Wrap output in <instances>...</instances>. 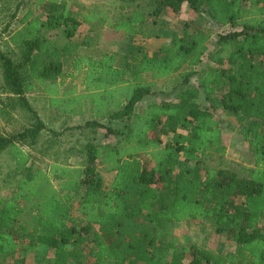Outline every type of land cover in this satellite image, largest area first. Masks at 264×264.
Returning <instances> with one entry per match:
<instances>
[{
    "label": "trees",
    "instance_id": "trees-1",
    "mask_svg": "<svg viewBox=\"0 0 264 264\" xmlns=\"http://www.w3.org/2000/svg\"><path fill=\"white\" fill-rule=\"evenodd\" d=\"M125 1L137 3L129 11L122 4L117 12L109 11L113 4L92 9L81 4L76 11L67 0H37L45 19L24 14L23 26L9 36L12 45L20 46L21 57L14 61L0 50L2 90L17 95L22 109L32 115L22 131L0 134V154L11 152L15 171L21 173L12 194L0 195V264L24 261V235L53 251L51 264L70 259L83 264L79 244L94 225V246L88 253L93 264L146 263L169 248L159 229L192 220L207 221L216 234H227L232 249L221 253L192 244L191 264H264V0H143L154 5V15L204 7L218 26L229 30L219 34L214 48L209 47L210 30L189 32L187 27L151 52L132 44L121 66L112 52L83 53L82 46L98 36L99 25L124 36L147 37L151 24L142 0ZM91 21L84 40L73 41L78 27ZM204 57L218 66L200 67ZM196 73L207 105L194 100L197 88L188 85ZM74 76L87 93L76 97L70 112L77 113L73 106L79 108L81 98H89L94 118L79 126L85 137L81 148L68 150L81 159L51 166L49 172L60 180L55 186L18 145L36 143L45 128L25 95L36 80ZM157 79L182 88L173 99L136 110L146 95H159ZM220 108L252 147L254 161L247 175L201 167V159L189 174L175 171L183 155L206 158L226 152L222 119L215 114ZM105 118L123 121L122 136L114 142L95 139L99 130L120 133ZM111 171L112 180L104 182L102 172ZM31 210L37 217L34 224L26 220ZM75 213L84 224L78 225ZM182 257L173 254L164 264H179L176 259Z\"/></svg>",
    "mask_w": 264,
    "mask_h": 264
},
{
    "label": "rangeland",
    "instance_id": "rangeland-1",
    "mask_svg": "<svg viewBox=\"0 0 264 264\" xmlns=\"http://www.w3.org/2000/svg\"><path fill=\"white\" fill-rule=\"evenodd\" d=\"M68 5L74 6L76 11H81V4L84 3H97V7L101 8L105 2L113 3L110 6V12H117L118 7L125 5V10H130L136 6V1L129 2L125 0H67ZM145 8L147 12L148 23L151 24L148 35L145 39L141 36H124L120 31L115 30H105L101 32L97 49H105L108 51H113L117 56L116 64L121 66L125 62V57L128 55L130 46L132 44L140 45L147 52L157 50L161 45L167 44L170 40V36L173 34L181 35L184 28L187 27L189 32L195 31V29H204L211 31V39L209 41V47L214 48L216 45V40L220 33H224L229 30L228 27L218 26L208 15L204 7H201L198 11H193L186 6L180 11L179 14H175L172 10L166 9L154 15L152 10L154 8L153 4H146V1L139 2ZM43 4V3H42ZM41 4V5H42ZM76 5V6H75ZM123 11L125 12V10ZM86 10V9H85ZM24 14H29V18L37 17L38 19H45L46 13L43 8L38 4L37 0H0V50L6 51L7 54L14 60L17 61L21 55V48L17 45H12L9 42V36L20 29L23 23L20 21ZM87 28L82 24L78 27L77 31L71 39L75 42H80L84 39V32ZM117 32V33H116ZM83 50V48H82ZM86 52V51H84ZM258 57L254 59L255 62L258 61ZM205 66H215L212 61L203 58L200 67ZM36 82V81H35ZM34 82L33 86H36L35 91L39 89L38 85ZM74 84L73 82L67 83L65 86L70 88ZM188 85L198 86L200 85V74L197 76H192L190 83ZM154 87L159 89V95L147 96L150 100H161V99H173L175 98L177 91L182 88V86L173 85L170 81H164L162 79H157L154 82ZM34 91V92H35ZM17 95L5 92L2 90L0 85V134L5 136H10L14 133L22 131L24 128L29 126L32 121V115L30 112L22 109L19 100H17ZM71 106L77 104V98H71ZM153 100V101H154ZM194 100L199 104H208L204 94L201 92V88H197V96ZM216 116L222 119L223 124V142L226 144V152L223 155H215L210 153L206 158H197L195 154L183 155L181 164H177L175 171H181L185 174H189L191 169L195 168V161L201 159L202 166H215L227 168L228 170L235 172L237 176H246L248 169L253 166V151L249 143L243 138L236 128V122L233 117L227 114V111L223 108L218 109L215 112ZM87 113L84 114L82 122L85 120ZM80 121V120H79ZM81 122V121H80ZM64 124L59 126L63 128ZM63 129H66L65 127ZM62 129V130H63ZM61 130V132H62ZM79 130V131H78ZM89 129H85V132ZM60 133V132H59ZM48 133H43L38 139V142H46L48 140ZM47 136V138H46ZM54 139L61 149L62 147H67L68 145H76V149H80L82 144L85 143V137L79 128H75L70 132L61 134L56 138L55 136H49V139ZM117 137L109 135L104 131L95 136V139L99 142H113ZM24 144V143H23ZM23 144H18L20 147H25ZM26 148V147H25ZM70 155H72L70 153ZM70 155H64L61 158V163H74L81 159V154H76V156L71 157ZM31 165L33 168H41L43 171L51 176V180L55 186H58L60 180L50 173V162L47 160H40L32 157ZM104 173V175H103ZM108 172H102L104 182L109 178L107 177ZM112 173V172H110ZM20 171H15L14 159L11 152L3 151L0 154V195L4 198H8L17 186L18 178L20 177ZM78 225H82L85 222L80 216ZM36 215L30 211L26 216V220L32 224L36 223ZM260 226L264 229V218L260 220ZM96 226H93L89 232L83 234V239L79 246L82 247L84 251V257L81 258L83 264H93L92 257L88 254L90 249L94 246L93 231ZM159 233L164 235V241L169 245V248L163 254L156 256L154 259L146 263L140 264H164L166 261L172 260V255L177 253H182L183 257L176 259L179 264H191L190 263V245H196L198 247L204 246L205 248L220 251L225 253L232 249V245L228 240V236L216 234L210 223L207 221H181L173 223L169 226L159 229ZM32 237V236H31ZM29 236H23V248L21 255L24 254V261L22 263H17L11 259L5 260L2 264H51V254L52 251L47 249L46 246L39 245L35 242L34 238ZM69 263L73 264L71 259Z\"/></svg>",
    "mask_w": 264,
    "mask_h": 264
},
{
    "label": "crops",
    "instance_id": "crops-1",
    "mask_svg": "<svg viewBox=\"0 0 264 264\" xmlns=\"http://www.w3.org/2000/svg\"><path fill=\"white\" fill-rule=\"evenodd\" d=\"M85 8L87 9H92L97 7V3L92 2V3H82ZM105 6L107 5H112L113 3L110 2H105ZM97 19H100L101 15H96ZM94 22H87L83 23V25L87 28L84 32V38L86 35V31H89V28ZM112 30V28L106 26V25H99L98 28V36L94 38L91 42V44H85L83 45V53H88V54H93L97 55L99 52H112L113 51H108L103 48L97 49L98 45V40L100 37L101 32H105V30ZM114 30V29H113ZM117 33V32H116ZM122 33V32H121ZM91 34V33H90ZM73 40V39H72ZM84 40V39H83ZM81 40L80 42H82ZM74 41V40H73ZM86 51V52H84ZM116 55V54H115ZM198 73L192 75V76H197ZM192 76L189 78V83L192 78ZM35 82V81H34ZM73 82V86L68 88L65 85L67 83ZM39 87L37 91H35L36 86H33L32 90L26 92V99L28 103L30 104L31 108L38 114L40 119L45 125V128L40 131V135H42L44 132L48 133V140L46 142H36L32 145L28 144H23L25 147H20L24 152L30 155L29 157V162H31L32 157H35L36 159H44L47 160V162H50V166L54 164H62L61 163V158L63 159L64 155H70V152H68L69 148L72 147L73 145H68L67 147H62L59 149L58 145L54 143V139L52 140L51 138L49 139V136L53 135L56 138V134H54V131L57 132V137H59L61 134L63 135L66 132H70L71 130L75 128H79V126H82L85 124L87 120H90L93 117L91 114V109L94 106V102L90 101L89 98H81L80 102V107L78 108L77 105L73 106L76 108L77 113H72L70 112V107H71V98H76L77 96H82L83 93H87L85 90L84 86L80 83V79L77 76L74 77H65V78H60L57 77L55 79H43L41 82L37 81L35 82ZM193 86V85H190ZM195 88H199L200 85L198 86H193ZM35 91V92H34ZM85 93V94H86ZM150 95V94H149ZM146 95L141 101H139L136 105V110H139L141 106L143 107L149 102H152L153 100H150L147 98ZM155 96V95H153ZM156 100V99H155ZM154 100V101H155ZM72 108V107H71ZM87 113L85 120L82 122V118L84 114ZM81 122H80V121ZM105 123H107L109 126L119 129L120 133L113 135L116 136L117 138L121 137L122 135V129H123V121L122 119H114V120H108V119H103ZM64 124V127L66 129H61L59 126ZM62 130V132H61ZM79 131V130H78ZM101 131L105 130H99L96 132V135L100 134ZM60 132V133H59ZM107 133V132H105ZM110 135V134H109ZM47 138V136H46ZM116 138V139H117ZM40 139V137H39ZM115 139V140H116ZM114 142V141H113ZM76 146V145H74ZM76 156V155H70L68 159L71 157ZM51 168V167H50ZM112 173L108 172L107 177L109 178L107 181H111L114 172L111 171ZM104 175V173H103ZM75 215L80 216L78 213H75ZM81 217V216H80ZM82 218V217H81ZM96 226V225H94ZM97 227V226H96ZM96 229V228H95ZM53 254V251H52ZM51 254V255H52Z\"/></svg>",
    "mask_w": 264,
    "mask_h": 264
}]
</instances>
